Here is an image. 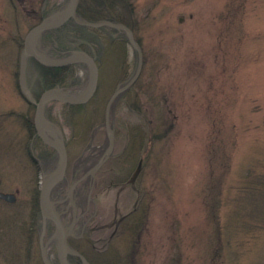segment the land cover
I'll return each mask as SVG.
<instances>
[{"label": "rangeland", "instance_id": "374dc122", "mask_svg": "<svg viewBox=\"0 0 264 264\" xmlns=\"http://www.w3.org/2000/svg\"><path fill=\"white\" fill-rule=\"evenodd\" d=\"M112 1L143 54L111 124L115 153L145 155L142 179L152 202L146 241L153 252L146 264H264V0ZM67 2L0 0L1 188L20 190L16 205H0V222L9 223V253L0 264H30L11 254L22 248L14 216L22 211L26 220L37 182L30 163L19 165L16 143L41 141L27 127L42 92L25 85L24 39L42 7L45 19ZM107 30L99 32L103 104H89L75 127L62 117V102L46 106L73 153L86 141L107 144L104 103L138 64L126 34L114 38ZM77 74L82 86L66 91L86 84L87 68ZM115 192L105 191L106 207Z\"/></svg>", "mask_w": 264, "mask_h": 264}, {"label": "flooded vegetation", "instance_id": "af4514ba", "mask_svg": "<svg viewBox=\"0 0 264 264\" xmlns=\"http://www.w3.org/2000/svg\"><path fill=\"white\" fill-rule=\"evenodd\" d=\"M16 146L22 153L19 165L30 163L37 173V182L29 190L32 194L29 207H34L36 216L25 220L22 211L14 216L19 221L12 226L22 248L12 251V256L25 257L30 264H47L45 258L50 264H63L62 258L66 264H85L81 256L88 264H146L153 252L147 249L146 241L152 202L147 182L142 179L145 155L115 153L114 142L111 153L92 173L89 171L105 155L108 141L106 145L86 141L82 146L77 145L78 151L74 153L64 141L65 174L50 192L58 223L51 217L43 218L40 202L43 181L59 160L57 149L45 141H17ZM2 183L1 175L0 191H5ZM109 189L116 191V196L106 207L105 191ZM19 192L15 190L16 194ZM17 203L18 195L14 202L0 196V205L5 208ZM8 230L9 223L0 222V257H8L5 246Z\"/></svg>", "mask_w": 264, "mask_h": 264}, {"label": "water", "instance_id": "95a60500", "mask_svg": "<svg viewBox=\"0 0 264 264\" xmlns=\"http://www.w3.org/2000/svg\"><path fill=\"white\" fill-rule=\"evenodd\" d=\"M80 0H68L67 5L61 11H58L54 15L43 19L41 22L35 24L30 28L28 33L26 34L24 40V51L35 57L42 64L47 66H64L73 63H85L88 66V80L85 86L76 93H70L65 91L61 87H53L45 90L39 97L34 114V126L36 128L38 136L57 149L59 153V160L56 168L44 179L42 189H41V210L43 214V218L51 217L55 219L59 223L58 213L55 212L53 208V202L50 199V192L52 187L58 182L65 174L66 166H67V153L66 148L63 142V136L60 128L50 120L45 114V107L49 101L56 100L64 103L71 104H80L88 102L93 95L95 94L99 81V69L95 59L86 51H74L73 53L65 56V57H53L48 55L47 53L40 50L35 44L34 41L37 40L39 35L47 29L58 27L63 24L66 20L72 18L78 23L85 24L91 27H97L102 25H108L114 27L116 29L124 30L128 36V39L134 49L138 52V64L134 74L131 78L123 85L119 86L110 96L107 101L106 109H105V129L108 137V147L105 151V155L102 156L98 162L90 169L89 172H95L99 166L104 162L107 156L111 153L114 141H115V132L114 128L110 122V109L114 99L120 94L122 91L129 88L139 77L142 64H143V55L140 44L136 41L133 31L127 25L113 21L110 19H101V20H88L80 17L78 15V6ZM139 170L135 171L137 174ZM0 183H1V175H0ZM0 196L9 202H14L17 198L14 192H4L0 191ZM62 240L64 239V235L61 236ZM84 263L88 264L86 259L81 256ZM47 264H50L47 258H45ZM63 264H66L64 259H61Z\"/></svg>", "mask_w": 264, "mask_h": 264}, {"label": "trees", "instance_id": "16d2710c", "mask_svg": "<svg viewBox=\"0 0 264 264\" xmlns=\"http://www.w3.org/2000/svg\"><path fill=\"white\" fill-rule=\"evenodd\" d=\"M112 0H80L78 6V14L89 20H99L102 18H108L114 21H120L129 25L121 17L120 12L115 10ZM113 7V8H112ZM43 9V7H42ZM40 10L41 15L39 16L38 21L40 22L44 15L45 9ZM107 27V28H106ZM108 29L107 33L109 36H118L122 38L124 32L109 26H100V27H91L85 24L78 23L74 19H68L63 24L58 27L47 29L43 31L39 37V47L47 52L48 54L56 57L66 56L73 51L82 50L90 53L95 60L98 62V53L100 52V31ZM123 40V39H122ZM112 42V41H110ZM24 69H25V85L29 89H34V91L39 94L46 89L61 86L67 90H77L80 88L84 80L78 76L77 71L83 67L86 68V65L83 63H73L64 66H47L36 60L33 56L24 54ZM121 82V84H123ZM131 88V87H130ZM122 92L119 96L123 97L125 93L130 90ZM100 91V81L98 88L94 96L87 103L81 104H71V103H62L63 105V114L62 117L71 122V126H76V117H81L85 112V109L89 104L94 103L95 109H98L97 106L102 105V100ZM118 96V97H119ZM117 97V98H118ZM116 101V100H115ZM115 101L111 106V115L113 114V108L115 106ZM55 102V101H52ZM105 102V101H103ZM107 102V101H106ZM104 103V109H105ZM131 108H139L135 102L128 103ZM97 105V106H96ZM102 110V118L104 117L105 110ZM49 116V115H48ZM52 121L57 123L56 117L49 116ZM27 127L29 132V137L33 139H40L36 133L34 126L33 118L27 119ZM73 121V123H72ZM78 122V121H77ZM80 126V124H79ZM41 140V139H40ZM32 201V200H31ZM35 209L33 206L29 207L28 218L35 217Z\"/></svg>", "mask_w": 264, "mask_h": 264}, {"label": "bare ground", "instance_id": "6f19581e", "mask_svg": "<svg viewBox=\"0 0 264 264\" xmlns=\"http://www.w3.org/2000/svg\"><path fill=\"white\" fill-rule=\"evenodd\" d=\"M36 43V40L34 41V44Z\"/></svg>", "mask_w": 264, "mask_h": 264}]
</instances>
